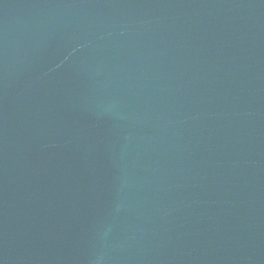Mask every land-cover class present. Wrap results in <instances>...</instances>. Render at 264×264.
<instances>
[{"label": "water", "instance_id": "water-1", "mask_svg": "<svg viewBox=\"0 0 264 264\" xmlns=\"http://www.w3.org/2000/svg\"><path fill=\"white\" fill-rule=\"evenodd\" d=\"M0 264H264V0H0Z\"/></svg>", "mask_w": 264, "mask_h": 264}]
</instances>
